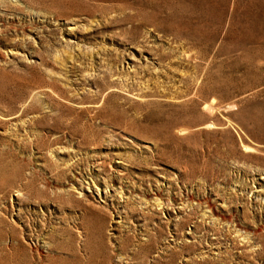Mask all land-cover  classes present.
<instances>
[{
  "label": "rangeland",
  "instance_id": "374dc122",
  "mask_svg": "<svg viewBox=\"0 0 264 264\" xmlns=\"http://www.w3.org/2000/svg\"><path fill=\"white\" fill-rule=\"evenodd\" d=\"M0 264H264V0H0Z\"/></svg>",
  "mask_w": 264,
  "mask_h": 264
}]
</instances>
